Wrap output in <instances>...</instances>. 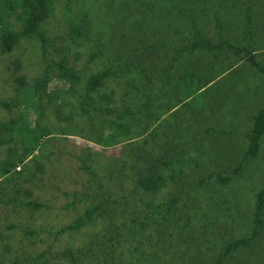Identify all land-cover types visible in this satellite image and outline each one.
<instances>
[{
	"label": "rangeland",
	"instance_id": "obj_1",
	"mask_svg": "<svg viewBox=\"0 0 264 264\" xmlns=\"http://www.w3.org/2000/svg\"><path fill=\"white\" fill-rule=\"evenodd\" d=\"M246 8H250L252 18L249 35L244 31ZM215 11L225 25L223 36L253 49L264 65V0H53L45 27L57 38V48L65 45L68 54L86 57L93 52L95 57L87 71L108 66L115 71L110 78L118 84L107 79V89L102 87L100 92L114 84L119 89L120 104L141 112L142 121L148 117L143 109L147 92L156 91L150 101L153 113L166 109L165 104H177L151 124L148 131L155 130L154 137L150 132L134 135L118 143L116 151L92 141L91 123L76 112L66 133L61 126L67 123L55 118L52 136L44 144L51 154L48 159L54 162L46 163L43 179L36 180L39 188L33 191L49 206L34 210L21 207L12 215L4 214L2 208L12 206L5 200L13 195L19 180L0 178V230L17 242L16 251L6 254L9 261L17 257L24 264H43L33 256L51 243L56 251L67 245L79 249L81 260L77 264H209L228 241L249 235L254 197L264 187V132L257 154L240 174L227 183L217 180L216 174H228L243 151L251 116L264 105V74L230 50L183 53L171 61L175 45L185 41L182 31L192 32L191 14L208 37L217 38ZM16 15L18 8L4 18L14 21ZM74 22L79 23L84 36L70 37L68 29ZM179 28L182 30L177 31ZM27 50L31 45L26 43L17 51L26 57ZM9 58L0 53V100L13 95L7 76L11 68L5 69ZM28 58L23 63L25 69L33 65L31 70L41 69L38 58ZM188 73L187 80L198 79L204 84L202 106L195 99H184L177 87L178 76ZM68 84L52 79L49 87L67 88ZM82 84L80 80L75 87L81 89ZM179 98L182 101L178 103ZM17 110L16 106L0 105V122L16 115ZM29 121L33 123L34 118ZM75 154H131L137 159L161 154L158 160L170 156L167 164L174 159L177 170L171 165L165 171L162 188L143 192L135 185L132 168L124 163L106 165V173L98 169L99 178L93 179L80 168ZM147 159L141 168H158ZM25 168L23 176L36 170L31 156ZM106 175L112 178L108 180ZM106 192L105 218L96 217L97 225L93 226L94 219L55 239L60 226L70 223ZM11 222L21 228L6 229L5 224ZM25 230L37 233L29 235ZM223 264H264V235L250 248L235 249Z\"/></svg>",
	"mask_w": 264,
	"mask_h": 264
},
{
	"label": "trees",
	"instance_id": "obj_2",
	"mask_svg": "<svg viewBox=\"0 0 264 264\" xmlns=\"http://www.w3.org/2000/svg\"><path fill=\"white\" fill-rule=\"evenodd\" d=\"M15 8H18V16L16 15L15 20L5 19L4 17L8 16ZM52 10L53 0H0V53L10 57L5 69L11 68L10 72H7V76L10 78L13 88V95L0 100V105L8 108L10 106L19 108L16 115L0 122V178L9 176L8 178L15 177L19 180L13 195L5 200V203L12 205L11 208L6 210L2 208V212L6 215H12L17 208L20 209L21 207L34 210L44 205L49 206L41 201V196L37 198L34 192L39 188L36 180L40 182L43 179V174L47 168L46 163L54 162V160L48 159L51 154H47L44 144L52 136L51 129L54 123L51 122H54L55 118L67 123L65 127L61 126L62 132L66 133V128L76 112L81 119H86L91 123L92 136L89 138L92 141L101 147L116 151L118 143L131 139L134 135L150 132L148 131L149 128L153 127L151 124L177 104L175 102V104H165L164 108L166 109H155L153 113L150 101H153L152 94H155L156 91L147 92L148 101L143 104V109L147 112L148 117L143 118L142 121L141 112L129 104H123L124 102L120 104L122 99L119 96V89L114 84L110 90L100 92L102 87L103 90L107 89L105 85L107 79L118 84L117 80L110 78L112 74V76L115 75V71L111 70L109 66L87 71L90 66L88 63H91V59L95 57L93 52L86 57L81 54H68L65 45H60L61 47L57 48V38L45 27V22ZM244 13V31L249 35L252 30L250 8H246ZM214 21L219 34H217L216 39H211L197 23L194 14H191L192 32L185 34V31H182L183 36L185 35V41L180 40L181 42L175 45L171 61L183 53L230 50L232 53L245 58L264 74V65L257 60L253 49L247 46H238L223 36L225 25L216 11L214 12ZM180 30L182 28L177 29V31ZM68 33L71 38L81 37L85 34L84 31L82 32L79 23L76 22L70 24ZM168 33L170 36L171 33ZM26 43L31 45V50H27L25 52L26 57H22L23 55H19L17 50ZM29 55L35 56L41 61V69L31 70L35 65L31 66L30 69H27V66L26 69L24 68L23 63L28 61ZM79 62L80 64H78ZM139 69H143V67L141 66ZM140 71L145 77V72ZM86 72L88 73L86 74ZM80 74L85 76L82 78ZM188 75L189 73L178 76L177 87L184 99H195L202 106L204 103V90H202L204 84L198 79L187 80ZM52 79L69 82L68 87L52 89L49 87V82ZM80 80H83L82 90L75 87ZM149 88L152 89L153 86L150 85ZM74 97L76 98V105L73 104ZM180 101L182 98H179L178 103ZM29 118H34L33 123H30ZM251 119L243 151L236 164L228 174H216L217 180L222 183H227L233 176L240 174L245 169L247 162L259 150L261 136L264 132V105L252 114ZM95 121H98L97 124ZM153 134H155V130L150 132L151 138L154 137ZM160 155L153 158L154 155L146 154L139 159H137V155L132 156L131 154H86L84 157L75 154L74 157L79 159L80 168L93 179L99 178L96 173L98 169H104L103 173H106V165L112 166L117 162L124 163L126 167L132 168L131 174L134 175L137 189L153 193L165 185V171L171 168V165L177 170V162L174 159L167 164L170 156H164L158 160ZM30 156L35 161L36 170L32 174L28 172L27 175L23 176L26 161ZM145 158H148L147 160L154 165L158 164V168L154 166L150 169L141 168ZM105 178L110 180L112 176L106 175ZM103 184L104 182L100 181L99 185L102 186ZM66 193L70 194L69 192ZM108 197L109 194L106 192L98 201L86 205L70 223L60 226L55 231V239L63 232L70 233L81 229L96 217L105 218L107 216L105 205ZM167 207L168 210L171 209L169 206ZM252 214L253 227L249 235L228 241L209 264H223L226 257L235 249L250 248L262 239L264 235V187L255 194ZM99 221L100 219H98ZM93 223V226L97 225L96 219ZM5 227L6 229H13L12 231L21 228L15 222L5 224ZM24 232L29 235L37 233L35 230H25ZM0 243L3 244V246L0 245V264H24L19 262L17 257L13 261H9V258L6 257L8 256L6 254L16 251L17 242L12 240L10 234L5 230H0ZM42 248L33 256L34 261L39 259L44 261L43 264L80 263L81 252L77 248L73 249L72 246L67 245L56 251L53 244L49 243L43 245ZM51 256L52 261H49Z\"/></svg>",
	"mask_w": 264,
	"mask_h": 264
}]
</instances>
